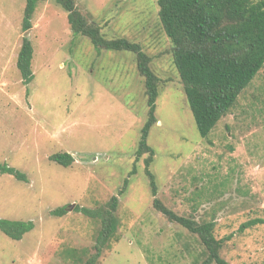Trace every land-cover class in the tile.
Segmentation results:
<instances>
[{
  "label": "rangeland",
  "instance_id": "rangeland-1",
  "mask_svg": "<svg viewBox=\"0 0 264 264\" xmlns=\"http://www.w3.org/2000/svg\"><path fill=\"white\" fill-rule=\"evenodd\" d=\"M75 2L107 39L139 43L160 79L158 122L148 137L158 199L179 216L214 220L228 263L264 264V67L204 139L157 0ZM25 6L26 0H0V164L28 177L0 174V217L33 221L35 228L20 241L0 231V264H85L101 223L78 209L106 207L115 196L117 239L98 264H203L198 236L153 207L149 154L136 161L149 108L135 56L95 50L52 0L37 3L24 30ZM24 38L34 48L29 85L17 69ZM56 153H70L71 166L51 161ZM60 207L66 215H51ZM253 220L262 222L241 230Z\"/></svg>",
  "mask_w": 264,
  "mask_h": 264
},
{
  "label": "trees",
  "instance_id": "trees-1",
  "mask_svg": "<svg viewBox=\"0 0 264 264\" xmlns=\"http://www.w3.org/2000/svg\"><path fill=\"white\" fill-rule=\"evenodd\" d=\"M39 1L42 0H26L24 30L32 27V17ZM52 1L67 13L73 33L88 38L98 52L131 53L135 56L139 75L144 79L149 108L136 151V161L144 154H149L145 159V173L154 198L153 207L170 221L198 236L205 250L203 264H230L221 257L224 241L217 239L214 234V220L199 222L194 218L179 216L157 197L156 178L150 170L155 151L149 146L148 137L158 122L155 113L160 79L151 68V58L139 43L126 38L107 39L101 28L80 12L75 0ZM157 4L160 22L172 45L173 63L183 83L198 133L206 139L264 67V0H157ZM33 57L32 42L24 38L17 57V69L24 85L31 84L35 78ZM50 160L68 168L74 157L70 153H56ZM134 173L136 167L131 174ZM0 174L12 175L19 181L28 182L25 173L7 164H0ZM127 185L128 180L120 194H123ZM118 203L119 197L115 196L106 207L78 209L85 216L101 223L95 253L85 264H98L103 251L111 248L112 241L117 239L120 225L116 216ZM66 213V207H60L52 211L51 215L62 217ZM261 222L249 221L241 226V230ZM34 228L33 221L0 217V231L16 241L22 240Z\"/></svg>",
  "mask_w": 264,
  "mask_h": 264
},
{
  "label": "water",
  "instance_id": "water-1",
  "mask_svg": "<svg viewBox=\"0 0 264 264\" xmlns=\"http://www.w3.org/2000/svg\"><path fill=\"white\" fill-rule=\"evenodd\" d=\"M28 34V32L26 33V35Z\"/></svg>",
  "mask_w": 264,
  "mask_h": 264
}]
</instances>
